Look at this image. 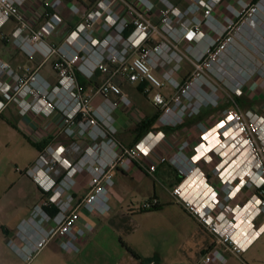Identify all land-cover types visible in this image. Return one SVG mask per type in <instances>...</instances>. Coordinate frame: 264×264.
<instances>
[{"label": "built area", "instance_id": "2783aa9c", "mask_svg": "<svg viewBox=\"0 0 264 264\" xmlns=\"http://www.w3.org/2000/svg\"><path fill=\"white\" fill-rule=\"evenodd\" d=\"M30 1L0 0V32L14 22L17 28L12 37L20 39L18 46L29 59L40 54L43 67L55 58L57 83L50 85L39 70H18L0 57V115L14 103L23 117L50 119L58 113L73 143L71 152L62 145L47 146L27 171L47 198L21 226L24 232H18L25 244L9 242L15 252L30 262L54 238L64 251L78 252L79 244L94 232L82 213L103 217L112 210L116 170L129 176L141 172L153 177L161 165L168 164L181 177L171 190L172 197L214 239L200 264H226L227 255L242 259L264 234V119L256 110L244 113L236 106L225 111L214 127L200 125L194 142L186 141L175 152L157 156L156 151L166 142L163 130H152L127 148L109 126L116 109L134 106L113 81L118 75L131 84L145 83L147 94L165 87L174 90L170 99L160 92L152 98L163 112L159 118L162 128L177 127L209 106V102L184 104L185 99L191 100L190 93L200 76L185 84L178 81L175 71L157 76L154 71L160 66L162 49L148 48V44L153 37L162 36L161 25L176 43L204 44V52L194 63L196 70H202L229 50L242 27H238L239 21L248 25L256 20L253 17L260 4L249 0H186L182 12L169 0H98L94 5L84 4V0H45L39 7L44 23L34 29L24 14ZM64 9L74 26L60 46L49 44L47 40L64 26ZM186 17L188 23L179 34L173 24ZM112 67L117 69L114 73ZM97 73L111 74L97 89L103 99L101 107L93 104V96L79 83V74L92 79ZM113 95L118 99L113 100ZM86 134L92 144L74 164L70 154L80 153L77 146ZM205 167H210L209 173ZM82 179L88 191L78 198L75 190ZM157 206L155 199L143 209Z\"/></svg>", "mask_w": 264, "mask_h": 264}, {"label": "crops", "instance_id": "0c3cea01", "mask_svg": "<svg viewBox=\"0 0 264 264\" xmlns=\"http://www.w3.org/2000/svg\"><path fill=\"white\" fill-rule=\"evenodd\" d=\"M43 1L45 0H32L27 3L24 10L28 7L29 13L34 16V13H38ZM180 3L187 2L182 0ZM62 16L65 21L62 28L69 31L74 26L70 13L64 9ZM43 23L44 18L41 16L40 19L34 21L33 28L38 29ZM7 26L8 29H4L0 33V57L15 69L39 70L41 76L50 85H56L57 76L53 71L55 58L40 67L43 61L42 56L37 54L34 59H29L19 47L14 45L12 37L14 22L8 23L5 28ZM63 41L64 37L59 34L47 40L49 44L56 46H60ZM188 44L192 47L195 45ZM199 46L204 47V44ZM110 76L111 74L97 73L92 79H87L79 74V79L84 84L85 93L93 96V104L96 107H101L103 104V99L97 94V89ZM188 76L187 73H184L180 79H186ZM120 82L121 84L125 83L124 78L121 77ZM162 90H153V93L160 92L167 98L173 94V92L163 93ZM139 92L146 98L142 101V110L136 108L135 105L132 108L121 106L112 113L113 122L117 128V138L128 147H133L142 140H138L141 134L140 126L157 114L160 118L162 113L161 109L154 105L151 92L147 94L145 88ZM112 99L117 100L118 97L113 95ZM14 112L21 118L17 122V128L37 146L39 154L49 145H62L70 151L73 141L64 132L65 124L60 114L57 113L50 119L36 118L34 115L20 117L21 114L16 109L14 110V105H9L1 116L8 115L10 119H14ZM207 112L204 109L203 114L195 121L187 120L181 126L172 127V129H161L158 119L149 132L163 130L166 134V142L156 151L155 156L175 152L177 147L186 141L194 142L197 139L196 135H199L200 124L207 121ZM167 136L172 144L170 146H168L170 143L167 141ZM72 154L75 156L74 159L79 157V153L70 155ZM204 169L208 173L210 172V167ZM180 180V175L168 164L161 165L153 177L141 172L129 176L122 170H116L114 174L116 194L112 210L103 217H95L84 211L83 219L93 225L94 232L79 244V251L74 253L64 251L60 246V241L54 238L30 264H149L151 262L157 264H200L202 256L211 247L214 239L172 197L171 190ZM25 190L26 186H19L15 191L13 187L12 197H19ZM75 191L78 198H83L88 189L87 186L83 188L80 183ZM38 197H40L39 193ZM154 198L157 200L159 210L143 209V206ZM8 238L4 237L3 242L0 241V247L9 242ZM16 242L20 246L25 244L22 237L17 238ZM127 247L138 257L132 255ZM16 255L18 259L23 260L17 253ZM18 259L16 260L18 261ZM236 260L240 262L239 264H245L242 259L232 255H229L226 264H231L233 261L237 263Z\"/></svg>", "mask_w": 264, "mask_h": 264}, {"label": "rangeland", "instance_id": "374dc122", "mask_svg": "<svg viewBox=\"0 0 264 264\" xmlns=\"http://www.w3.org/2000/svg\"><path fill=\"white\" fill-rule=\"evenodd\" d=\"M169 1L182 12H185L187 3H180L182 0H177L178 2L176 0ZM249 1L255 5L260 4V11L253 17L256 20L248 25H242V21H239L237 23L238 27H242L229 50L218 62L210 64L209 67L204 65L202 70H196L194 63L200 58L205 47L195 45L192 47L185 41L174 42L169 32L165 31L166 29L163 30L162 25L159 28L162 36L153 37L148 44V48L153 49L161 46L162 49L159 59L160 66L154 71L157 76H161L162 72L165 71H175V76L182 84L190 81L194 76H200L199 83L190 93L191 100L185 99L184 104L188 105L192 101V103L196 102V104L209 102L210 105L203 107L199 114L193 118L185 119L184 123L187 120L195 121L196 118L203 114L205 109L208 111L207 121L202 122L200 125L210 129L223 119L225 111L231 110L236 106L242 109L244 113L255 109L257 114L264 119V0ZM29 10L27 7L24 10V14L34 24L35 20L41 18L40 11H37L38 13H34V16H32ZM188 20L189 17H186L184 20L175 21L173 24L179 30V34L183 33L180 29L183 24L186 25L188 23ZM16 28L17 25L14 23V31ZM4 29H8V26L7 28L4 27ZM59 35L65 39L68 36V31L61 28ZM98 37L102 38L101 34ZM19 40L14 37V45L17 47H19ZM116 70L114 67L111 68L112 73ZM184 73L189 76L182 80L180 76ZM120 78L121 76L119 75L115 76L113 81L132 100L136 108L142 110V101L146 98L138 90L141 84H131L126 79H124L125 83L121 84ZM162 92L172 93L174 90L168 87ZM239 92H241L240 96L237 94ZM150 94L154 95L153 90ZM138 95H141L139 96L140 98ZM237 99H240V101L237 102ZM11 105H14V110L16 109L20 114V108L15 103ZM19 116L21 117V115ZM20 119L16 112H14V119H10L8 115H0V241L3 242L4 237L6 239L9 237V242L13 241L18 246L20 245L16 240L21 238L18 232H24L21 226L29 222L34 215L36 207L43 206L44 200L47 198L38 183L27 173L35 165L43 151L41 150L42 152L40 151L41 153L39 154L37 146L19 131L17 122ZM113 121L114 117H112L109 128L115 131V138L125 147L131 148L117 138V128ZM246 121L251 122L247 117ZM161 129L172 128L161 127ZM262 135H264V131ZM167 141L170 143L168 146L172 145L169 136H167ZM81 142L77 146L81 147L80 153L78 152L79 157L74 159V154L70 155L71 162L74 164L84 155V150L92 144L87 134L83 136ZM80 183L83 188L87 186L84 179ZM19 186H26V190L19 197L13 198L11 190L14 187L15 191ZM38 193L40 197H38ZM18 222L19 224L17 225ZM9 242L5 246L0 247V264H30L41 253H38L30 262L20 260L17 258L14 246H11ZM228 259L229 256L227 255V262ZM242 260L245 264H264V234L246 254H243ZM236 261L238 264L240 263L238 260ZM237 263L231 262V264Z\"/></svg>", "mask_w": 264, "mask_h": 264}, {"label": "trees", "instance_id": "16d2710c", "mask_svg": "<svg viewBox=\"0 0 264 264\" xmlns=\"http://www.w3.org/2000/svg\"><path fill=\"white\" fill-rule=\"evenodd\" d=\"M67 1H72V0H67ZM84 4H88V5H94L97 3L98 0H84ZM87 5V6H88ZM126 36L129 35V32H126L125 34ZM79 83L81 84V86L83 87L84 84L81 83L80 79H79ZM146 87V84H142L140 87H139V90H143L144 88ZM240 99H237V102H239ZM159 119V115H155L154 117H152L148 122L144 123L143 125L140 126V131H141V134L140 136L138 137V140L140 141L150 130V128L157 122V120ZM154 199H151L149 200L148 202H152ZM153 210H159V206L157 207H154ZM54 212V211H53ZM128 248V247H127ZM128 250L132 253V255H134L135 257H138L136 255L135 252H133L130 248H128Z\"/></svg>", "mask_w": 264, "mask_h": 264}, {"label": "bare ground", "instance_id": "6f19581e", "mask_svg": "<svg viewBox=\"0 0 264 264\" xmlns=\"http://www.w3.org/2000/svg\"><path fill=\"white\" fill-rule=\"evenodd\" d=\"M194 180V178L192 179V181ZM199 190H202L203 192H205L206 190L205 189H203L202 187H200V189Z\"/></svg>", "mask_w": 264, "mask_h": 264}]
</instances>
